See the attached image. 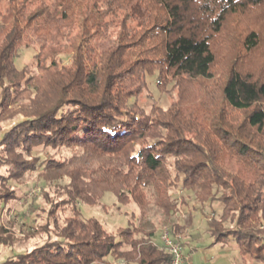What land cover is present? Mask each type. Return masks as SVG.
Segmentation results:
<instances>
[{
  "label": "trees",
  "instance_id": "obj_1",
  "mask_svg": "<svg viewBox=\"0 0 264 264\" xmlns=\"http://www.w3.org/2000/svg\"><path fill=\"white\" fill-rule=\"evenodd\" d=\"M17 116L0 127V243L34 171L59 180L32 226L55 234L1 264H169L141 224L189 198L213 210L214 243L264 264V0H0V122ZM108 191L139 225L83 216Z\"/></svg>",
  "mask_w": 264,
  "mask_h": 264
},
{
  "label": "rangeland",
  "instance_id": "obj_2",
  "mask_svg": "<svg viewBox=\"0 0 264 264\" xmlns=\"http://www.w3.org/2000/svg\"><path fill=\"white\" fill-rule=\"evenodd\" d=\"M35 51L33 47L22 49L19 64L33 63ZM154 78V76H149L150 84L146 94L152 96L148 99V103L156 100L166 108L172 94L162 91ZM18 118L17 116L1 121V130L9 128ZM66 153L70 154L71 152L66 151ZM57 184H59V180L46 185L38 171L26 174L22 181L16 184L19 187L21 198L13 201L9 207H5L1 214L5 229L3 241L5 238L7 241L5 244L0 243V264L9 254L30 250L49 235L54 236L53 228L45 233V227L42 226V228H38L39 230L33 227L45 221L46 213L41 208L46 207L48 203L44 202L43 192L49 193L51 198L56 197ZM24 191H27V194ZM177 194H180L179 190L175 196ZM63 197L66 198L65 195L61 196V198ZM178 202V212L172 218L167 219L161 212L152 210L148 222L144 225L141 224L145 233H153L152 240L167 249L162 240L163 233L166 229L171 232L170 228L173 225L182 224L184 228L179 230L181 232L178 234V238H186L191 241L185 245V248L183 247L184 253L188 256L187 264H245L243 256L232 239L223 244L214 243V238L210 235L206 225V221L214 217L213 210L209 206H202L193 198H189L187 204L180 203V200ZM214 205L221 209L219 203ZM80 206L84 217L97 218L109 231H115L118 227L127 226L129 223L140 224L138 206L134 202L121 205L116 196L109 191L105 193L100 204L92 206L80 203ZM50 226L54 227L53 224Z\"/></svg>",
  "mask_w": 264,
  "mask_h": 264
},
{
  "label": "built area",
  "instance_id": "obj_3",
  "mask_svg": "<svg viewBox=\"0 0 264 264\" xmlns=\"http://www.w3.org/2000/svg\"><path fill=\"white\" fill-rule=\"evenodd\" d=\"M162 240L165 247L171 253L169 264H185L188 260V256L184 253L182 245L173 239L168 229L163 233Z\"/></svg>",
  "mask_w": 264,
  "mask_h": 264
}]
</instances>
